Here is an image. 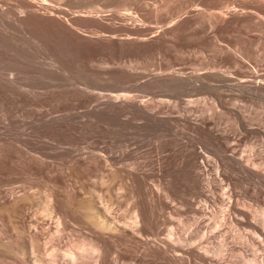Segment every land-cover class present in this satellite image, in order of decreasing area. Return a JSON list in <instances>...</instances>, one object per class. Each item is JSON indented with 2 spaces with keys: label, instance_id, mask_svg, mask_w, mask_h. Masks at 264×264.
Listing matches in <instances>:
<instances>
[{
  "label": "rangeland",
  "instance_id": "374dc122",
  "mask_svg": "<svg viewBox=\"0 0 264 264\" xmlns=\"http://www.w3.org/2000/svg\"><path fill=\"white\" fill-rule=\"evenodd\" d=\"M19 1L0 0V194L11 190L32 193L37 202L27 207L26 218H35L39 226L45 222L49 232L44 246L48 251L58 241L64 247L81 225L73 222L60 240L51 238L57 225L41 214L50 185H55L65 199L90 198L89 192L107 202L111 194L117 216L128 219L133 215L132 193L123 187L124 179L109 181L110 169L107 173L101 160L87 158L103 154L104 147L113 142L114 150L117 146L116 151L123 154L116 167L137 163L151 171L157 166L159 151H169V181L175 196L163 215L157 204L150 207L156 225L152 231L159 235L150 239L170 237L181 249L177 253L182 261L177 262L172 254L165 263L148 257L151 263L147 264L154 259L158 261L153 264H264V238L252 231L243 214H256V223H264V184L237 172L232 175V185L226 180L223 184L215 182L208 195H197L189 187L191 172L196 170L191 154L208 156L211 166L225 141L212 140L179 121L186 116L214 117L220 132L228 135L232 150L256 162L264 173V91L242 87L246 91L238 85V79L246 75L248 79L255 74L264 79L263 14L248 9L255 16L249 13L250 17L242 0H34L49 11H61L57 16L66 22L28 10ZM235 10H243L240 13L251 19L242 16L238 18L242 21L233 24L232 20L230 26L214 24L217 15ZM192 73H204L208 78L189 81L174 77ZM117 94L131 96V102L120 99L121 103L114 98ZM109 97L119 106L125 104V111L115 107ZM144 104L152 106L151 111L147 108L151 114L164 107L156 113L159 120L165 117L166 121L139 116L143 111L135 107L143 110ZM104 106L110 113L101 112ZM126 107L132 110L127 113ZM53 116L61 120L46 125L45 120ZM214 170L207 167L198 172L206 178L214 177ZM103 177L109 184H101ZM151 180L154 177H147L145 182ZM110 183L112 190L108 192ZM114 194L121 198L115 200ZM191 203L195 208H205L204 212L194 211ZM1 215V223L8 225V216ZM235 217L244 222L238 224ZM189 248L202 257H192ZM6 258L0 255V264H11Z\"/></svg>",
  "mask_w": 264,
  "mask_h": 264
},
{
  "label": "bare ground",
  "instance_id": "6f19581e",
  "mask_svg": "<svg viewBox=\"0 0 264 264\" xmlns=\"http://www.w3.org/2000/svg\"><path fill=\"white\" fill-rule=\"evenodd\" d=\"M21 1L23 2V5H21V6H26V9L28 8V10L30 9L31 11H34V10L38 11V12L41 11V13L43 12V15L47 16V18L51 17L53 20L57 18L60 21L62 19H64L60 16H57V13L58 12L61 13V11H58L57 13L54 12V10H56V9L49 11L48 10L49 8L45 7V5L42 3H39V2L34 1V0H21ZM21 1H19V2H21ZM220 1H222V0H220ZM242 2L244 3L245 8H247L246 10L252 9L253 12L256 11L258 13L263 14V16H261V17H264V0H242ZM220 3H222V2H220ZM222 5H224V2ZM242 7H243V5H242ZM32 9H34V10H32ZM50 9H53V8H50ZM242 11H240V12H242ZM248 11H249L248 12V15H249V13H251V12H250V10H248ZM240 12L238 13V11L236 12V10H235V12H227V14L217 15V17L215 19H213L214 24L222 25L221 27H223L224 25L226 26V24H229V22L232 24V22H233L232 20H234V22H233V24H234L235 20H240L238 18L243 16ZM244 12H245V9H244ZM253 12L251 13V15L253 14ZM36 14H38V13H36ZM261 14H259V15H261ZM255 15H256V13H255ZM244 16H243V19H244ZM246 16H245V19L247 18L248 20L251 17L250 15H249L250 16L249 18ZM252 16H254V15H252ZM254 19H255V21H258V20H256L257 18H254ZM64 20L66 22L68 21L66 19H64ZM64 20H63V22H64ZM60 21H58V22H60ZM197 21H195V22H197ZM240 21H242V18ZM240 21H238V22H240ZM263 21H264V19H263ZM63 22H61V24ZM238 22H236V23H238ZM259 22H261V21H259ZM63 24L65 25V23H63ZM210 24H212V21ZM214 24H212V26H214ZM231 24H229V26ZM67 25H69V23ZM164 37H165V35H164ZM159 38H162V37L160 36ZM159 38L157 40H159ZM149 39H151V38H149ZM238 62L240 63V61H238ZM238 62H237V64L239 66H241L243 64V63L242 64L240 63L241 64L240 65ZM242 66H244V65H242ZM205 75H209V74L206 73ZM244 76H245V74H244ZM246 76L238 79L239 80L238 85H240L241 89L246 88V89H249L251 92L252 91L253 92L254 91L255 92H258V91L263 92L264 91V79H258L257 78L258 75L256 76V74L251 76V78L253 77V79H251V78L248 79ZM174 77L176 79H180V80L181 79H188L189 81H199V79H201V78H208L207 76H204V73H198V74L192 73V74H189L186 76H183V75L177 76L176 75ZM246 89H243V90H246ZM130 97H128V95H125V94L124 95H121V94L118 95L117 94V96H115L114 98L119 100L122 103V101L120 99H123L124 101L128 100L127 102H129ZM109 99H110V97H109ZM115 99L114 100L110 99V100L114 101V106L116 103H118V102L115 103ZM133 101H134V99H133ZM111 104L112 103H109L108 105H111ZM140 104H143V103L141 102ZM145 104L146 105L147 104L153 105L151 103H145ZM145 104L143 107L141 106L143 108V110L140 107L139 108L135 107V108L139 109V111L140 110L143 111V112H141V115L139 114V116L145 117L146 120H147V118H149V120L153 118V120L155 119V121H157V119H158V121H166V118L164 116H162V117H164L165 120L164 119L159 120V119H161L160 114H159V117L157 116L158 115L157 113H159L160 110L161 111L164 110V107L161 108L162 105H161V107L158 106L161 108L159 110V112L156 111L157 113L156 112L154 113L155 110H153V113L151 114V112H149L147 110V108H149V107L145 106ZM108 105H106V106H108ZM123 105L125 106V104H123ZM131 105L132 104H130V106ZM106 106H104L105 108H103L105 111H101V112L107 111V113H108V111H109V113H110V111H111L110 108L107 107V109H106ZM112 106H113V104H112ZM116 106H119V105L116 104ZM124 106H119V108L122 107L124 109ZM132 106H131V108H132ZM137 106H138V104H137ZM122 108H120V109H122ZM156 108L157 107H155V109ZM126 109L129 110L128 107H126ZM132 109H130L129 111L126 110V112L127 113L130 112ZM137 109H135V110H137ZM151 110L152 109H150V111ZM165 110H168V109H165ZM118 111L121 112V110H118ZM118 111H115V112H118ZM123 111H125V109ZM133 111H134V109H133ZM192 111H193V109L190 110L188 113H191ZM113 112L114 111H112V113ZM115 112H114V114H116ZM114 114H112V115H114ZM123 114L125 115V113H123ZM162 114H164V113H162ZM105 115L110 117L107 114H105ZM51 117H52V115H51ZM63 117H61V118H63ZM167 117H169V116H167ZM57 118H58V116L56 117V119ZM86 118H88V117H86ZM107 118H106V120L111 119V117H110V119H107ZM56 119L54 117L53 119L50 118V120H45L46 125H47V123L49 124V122L53 123V121H55ZM58 119L61 120L60 117ZM169 119H168V121H169ZM183 119L180 118L179 121H185V123L187 125L192 126L195 130H197L194 132H196V133L204 132L212 140H215V141L218 140L219 142H221V140L225 141V143L221 142V145L223 147V148L222 147L221 148L223 150L221 153H219V155H218L219 158L216 157L217 160L214 159L215 161L213 162V165L211 164V166L209 164L211 162H210V158L208 156L201 154L200 152L193 153L194 155L191 154V156L195 157V159H196V163L194 161V163L196 164V167H194L195 164L192 162L193 167H194V169L196 168V170L194 172H191V173H193V176H191L193 178L191 179L192 184H191V186L189 184V187L191 189H194L197 192V195H205V194L208 195V193L213 190L215 182H220L221 184H223V180H226L229 182V184L232 185V175H233V173H237V172L239 173V175L241 173V175H243L242 177H244L245 175L246 176L247 175L248 176L249 175L254 176L259 180V182L264 184V173L259 168L260 166H258L256 164V162H254L250 159H246L244 157H239L238 154L234 151L235 149L232 150V148L228 142V140H229L228 135H226L225 132H220L219 123L214 120V117L207 118L205 116H199V117L190 118V117L186 116V117H183ZM173 120H175V119H173ZM65 121H66V119H65ZM58 123H59V121H58ZM54 124H56V123H54ZM106 124H108L107 121H106ZM51 125H53V124H51ZM51 125H48V126H51ZM108 127L110 128V126H108ZM115 135L113 137H115ZM24 136H25V134H24ZM30 136H33V135H30ZM37 138H38V136H37ZM24 139H25V137H24ZM26 139H28V138L26 137ZM112 139L116 140L118 138H112ZM194 140H198V137L194 136ZM39 142L41 143V141H39ZM25 143H27V142H25ZM222 143H224V144H222ZM109 144L104 147V149L102 151L103 154L102 153L101 154H91L87 158H90V159H88L90 161H91V159L92 160L93 159L94 160L95 159L101 160V163H103L102 165H104L106 167L105 169H106L107 173H108L107 170L110 169L109 175H110L111 179H109V181L112 182V180H115L119 177L122 178V181L124 179L125 184H122L123 187L127 190L129 188L128 192H130V190H131L130 195L132 193V196H133V197L131 196V198H132L131 200H132V202H134V203H132L134 205V210H132L133 215L131 217H128V219H127V217H125V216L120 217L114 213V211H115V210H113L114 202H112L114 200L111 199V197H110L111 194L108 193L109 191L112 190V189L110 190L112 183H110V186L108 188H106V189H108L107 193L109 194V198H110V199L107 198V200H109L107 202H105V200H103L101 195L98 196L95 193L93 194V193H89L87 191L86 192H87L88 196L90 194V198L89 197L87 198L86 197L87 195L84 194L85 196H81V197H77V198L74 196V200H72L73 198H70V196H68L70 199L69 198L65 199V196L63 194L66 191L62 194L64 196V197H62L61 193H59L60 190L57 191L55 189V185H54V188H52L51 187L52 185H50L49 189L50 188L51 189L50 190L48 189V192H46L47 194L45 193L46 201L42 207V210L39 209L42 211V213H41V211H39L37 209H35V210L39 211L44 217H46V218L49 217V219L51 218L56 223L55 225H57V230L55 231V233H53V235H51L52 236L51 238L55 239L56 237H59L57 239L60 240L62 233H64L65 230H67L69 227H71V224L73 222H75L76 224H77V222H79V224L81 223V225L77 224L80 226V228L78 227L79 229H76L75 231L72 228V232L74 231L73 232L74 235L72 234L73 237H71V240L69 242H65L66 245L64 244L65 245L64 247H62L61 242L58 241V243L53 246L54 248H52V251L49 252L48 249L44 246V241H45L44 237H45V235H48V232H49V231H47V229H49V228H47V227L45 228V222H44L43 226H39L38 222L35 221V218L34 219H28V220L26 218L25 212H26L27 207H30L33 205V203L37 202L36 199H35L36 202H34V198L31 196L32 193L29 195V194H26L27 192L26 193L25 192H23V193L18 192L17 193V191L14 192V190H11L8 192L6 191L5 195L2 196L0 194V211H1V214L4 212L8 216V218H7L8 219L7 220L8 225H6V226H9L8 228H10V229H8L4 225L3 222H2L3 224L1 223V221L3 219L2 215L4 213L2 215L0 214L2 216V217H0V255H4V258H5V255L8 258H10L11 264H147L149 262L151 263L150 258H149L150 261L148 262V260H147L148 257H151V259H153V257H155V258L158 257L157 259H159L161 262L164 261L163 263H165V261H167L169 256H171L172 254H173L172 257L177 262L182 261L181 255L177 253V252L181 251V249H179L176 246V244L173 242V240L170 237H168V239H166V238L160 239L159 238L160 240H158V241L150 239L151 235L156 236V234H157V236H159L158 233H153L155 231H152L155 229L156 225H155L154 220H153L154 217L153 218L150 217L151 213H149V212L152 211L150 209V207L152 205L154 206L155 204H157L158 206L157 205L156 206L159 208V210L161 211V213L163 215L164 211H166V209L171 205L170 202L172 203V201L174 200V196H175V192L173 191L174 189H172V186L170 185L171 183L169 181V177H170V175H169L170 174V172H169L170 168L169 167L170 166L168 167V165H170V164H168V163L170 162L169 161L170 156L168 155L169 153H167V152H169L168 149H167V151H165V150L159 151L160 155L158 153L159 157L157 158L158 163H157L156 168L151 169V171H147V170L141 168V166H138L139 164L138 165H137V163L133 164L132 162H131L132 164L130 163L131 165H128L127 167H116L115 164L120 162L121 158L123 157V154H120V151L119 152L116 151L117 150L116 145H115L116 147L114 150V148H113L114 143L113 142L111 143V145H109ZM0 145H1V143H0ZM186 145H188V144H186ZM163 146H164V144H163ZM160 147L159 148L162 150V146H160ZM215 151H217V149H215ZM121 153H123V152H121ZM1 154H2V152H1ZM215 154L217 155L218 153H215ZM215 154H214V156H215ZM191 156H190V158H192ZM168 157H169V159H168ZM88 160L85 159V161H88ZM185 160H187V159H185ZM207 167L213 168V170L215 169L214 171L216 172V174L214 177L206 176V178H205V176L203 177L204 174H201L200 172H198V170L205 171V169H207ZM105 169H103V170H105ZM109 175H108V177H109ZM150 176L154 177V180H151L152 182H150V183L145 182V179L147 177H150ZM105 177H106V175H105ZM105 177H103L101 179V184H103V185L109 184V182L107 183L104 180ZM221 178H222V180H221ZM106 179H107V177H106ZM258 180H257V182H258ZM261 183H259V184H261ZM233 184H234V182H233ZM59 186H61V185H59ZM81 187H83V186H81ZM80 189L82 190L84 188H80ZM125 189L123 191H125ZM77 190L79 191V189H77ZM121 190H122V186H121ZM90 192H92V190ZM68 193H69V190H68ZM225 193H226V191L223 192V195ZM74 194H76V192ZM118 194H120V193H118ZM118 194H116V195H118ZM113 196L115 197V194ZM116 197H118V196H116ZM116 197H115V200H117ZM118 198H121V197H118ZM42 202H44V201L42 200ZM38 203L37 204L40 205V202H38ZM41 205H42V203H41ZM189 205H190V203L188 204V206ZM191 205H192V208L194 209V211H196V212L201 211V213H202V212H204L203 209L205 210V208H203V207H198V208L196 207L195 208L193 203H191ZM39 208H41V206ZM230 208H232V202H230L229 209ZM149 209H150V211H149ZM156 209H155V211H156ZM37 211H35V212H37ZM153 211H154V209H153ZM243 214L247 220V222H246L247 225L252 229V231H254V233H257L258 235H260L261 237L264 238V223L261 225H259L260 223L259 224L256 223L257 221H255V219H254V218H256L255 217L256 214H252L249 212H247V213L244 212ZM151 215H153V213ZM31 218H33V217H31ZM5 221H6V218H5ZM234 221L238 222V224L244 222L240 218H237V217H235ZM41 223H43V221ZM76 224H75V226H76ZM5 228L10 230L13 234H11L10 231H7ZM74 228H77V226ZM156 232H158V231H156ZM54 239H53V241H54ZM57 239H56V241H57ZM68 239H70V238H68ZM56 241H55V243H56ZM178 242H180V240ZM196 251L197 250L194 251L193 248H189V253L192 255V257H194V258L202 257L201 254H198ZM8 258H6V259H8ZM128 259H131L133 261L129 260L130 262H127ZM157 259H154V260L156 261ZM154 260H153L152 264L154 263ZM253 262H257V260L254 259Z\"/></svg>",
  "mask_w": 264,
  "mask_h": 264
}]
</instances>
